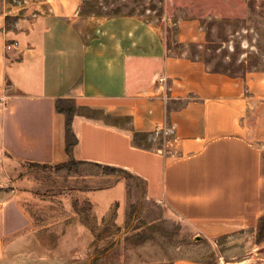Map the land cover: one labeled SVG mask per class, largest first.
I'll return each instance as SVG.
<instances>
[{
  "label": "crops",
  "instance_id": "1",
  "mask_svg": "<svg viewBox=\"0 0 264 264\" xmlns=\"http://www.w3.org/2000/svg\"><path fill=\"white\" fill-rule=\"evenodd\" d=\"M43 1L46 9L34 16L10 22L0 14V157L127 168L165 218L189 220L211 238L257 226L264 213V70L232 74L173 51L169 22L123 14L97 19L88 31L79 13L84 0ZM175 23L176 42L204 45L200 18ZM61 98L77 106L72 154ZM159 124L175 126L179 139L157 137ZM5 195L0 246L35 221L17 196ZM80 195L97 218L115 209V218L127 216L124 177ZM67 209V218L75 215L73 203Z\"/></svg>",
  "mask_w": 264,
  "mask_h": 264
},
{
  "label": "rangeland",
  "instance_id": "2",
  "mask_svg": "<svg viewBox=\"0 0 264 264\" xmlns=\"http://www.w3.org/2000/svg\"><path fill=\"white\" fill-rule=\"evenodd\" d=\"M46 7L43 0H0V14H10V22ZM79 13L88 31L97 19L114 15L169 22L173 51L199 56L210 68L229 73L264 70V0H88ZM189 17L201 19L206 33L203 46L176 42L175 22ZM117 176L128 182L127 216L115 218V209L107 218H97L91 202L80 194L106 186ZM0 193L17 196L35 220L0 246V264L264 262L258 225L211 238L189 220L165 218L162 204L146 196L139 177L110 172L103 165L40 164L5 155L0 157ZM70 203L76 213L67 218Z\"/></svg>",
  "mask_w": 264,
  "mask_h": 264
},
{
  "label": "trees",
  "instance_id": "3",
  "mask_svg": "<svg viewBox=\"0 0 264 264\" xmlns=\"http://www.w3.org/2000/svg\"><path fill=\"white\" fill-rule=\"evenodd\" d=\"M88 0H84L83 3L80 6V9L84 6L85 2ZM214 70H218V69H214ZM223 71V70H221ZM225 72H227L225 70ZM229 73V72H228ZM235 74V73H232ZM57 106L59 108V110H64L67 112V135H68V144H67V149L69 154H72V146L74 144L73 142V134H72V129H71V122H72V118L74 113L77 110V106L75 104V102L71 99L68 98H61L58 100ZM69 162H78V160H76L75 158L71 157L68 161L62 162L63 164H67ZM32 163H37V162H32ZM41 164V163H40ZM103 165V164H100ZM105 167L108 168V170L110 172H114V171H122V172H127V173H131L135 176H137L136 174H134L132 171H130L127 168H123L120 166H116V165H103ZM138 177V176H137ZM229 235L227 234H222L221 238H224L225 236ZM257 241L258 242H262L264 241V215H262V217L260 218L259 224H258V230H257Z\"/></svg>",
  "mask_w": 264,
  "mask_h": 264
},
{
  "label": "built area",
  "instance_id": "4",
  "mask_svg": "<svg viewBox=\"0 0 264 264\" xmlns=\"http://www.w3.org/2000/svg\"><path fill=\"white\" fill-rule=\"evenodd\" d=\"M154 134L157 137H165L167 143L172 144L176 142L179 138L176 134L175 126L173 125H157L154 129Z\"/></svg>",
  "mask_w": 264,
  "mask_h": 264
},
{
  "label": "water",
  "instance_id": "5",
  "mask_svg": "<svg viewBox=\"0 0 264 264\" xmlns=\"http://www.w3.org/2000/svg\"><path fill=\"white\" fill-rule=\"evenodd\" d=\"M202 236H198V239H200ZM171 264H246L243 261L239 262H226V261H216V262H205V261H199V260H193V259H187V260H180L177 262H173ZM264 264V262L260 263Z\"/></svg>",
  "mask_w": 264,
  "mask_h": 264
},
{
  "label": "bare ground",
  "instance_id": "6",
  "mask_svg": "<svg viewBox=\"0 0 264 264\" xmlns=\"http://www.w3.org/2000/svg\"><path fill=\"white\" fill-rule=\"evenodd\" d=\"M247 263V262H246Z\"/></svg>",
  "mask_w": 264,
  "mask_h": 264
}]
</instances>
